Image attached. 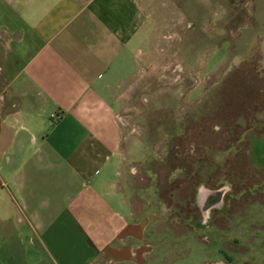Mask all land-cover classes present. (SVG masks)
Listing matches in <instances>:
<instances>
[{
	"label": "crops",
	"instance_id": "crops-1",
	"mask_svg": "<svg viewBox=\"0 0 264 264\" xmlns=\"http://www.w3.org/2000/svg\"><path fill=\"white\" fill-rule=\"evenodd\" d=\"M166 4L0 0V264H173L157 238L203 230L222 202L200 188L192 217L160 198L173 139L148 100L173 79Z\"/></svg>",
	"mask_w": 264,
	"mask_h": 264
},
{
	"label": "rangeland",
	"instance_id": "rangeland-1",
	"mask_svg": "<svg viewBox=\"0 0 264 264\" xmlns=\"http://www.w3.org/2000/svg\"><path fill=\"white\" fill-rule=\"evenodd\" d=\"M166 5L173 79L158 80L148 100L152 109L161 107L150 117L157 136L173 139L172 157L159 166L160 198L174 205V214L192 217L200 188L222 192L223 199L205 211L203 230L173 225L172 240L170 231L157 238L158 250L173 264H264V0ZM163 123L172 128L160 130ZM180 167L181 177L169 179ZM195 247L209 256L185 260Z\"/></svg>",
	"mask_w": 264,
	"mask_h": 264
},
{
	"label": "water",
	"instance_id": "water-1",
	"mask_svg": "<svg viewBox=\"0 0 264 264\" xmlns=\"http://www.w3.org/2000/svg\"><path fill=\"white\" fill-rule=\"evenodd\" d=\"M208 200L209 203L211 202V204H218L221 201L220 193L217 192L215 194L209 195Z\"/></svg>",
	"mask_w": 264,
	"mask_h": 264
},
{
	"label": "flooded vegetation",
	"instance_id": "flooded-vegetation-1",
	"mask_svg": "<svg viewBox=\"0 0 264 264\" xmlns=\"http://www.w3.org/2000/svg\"><path fill=\"white\" fill-rule=\"evenodd\" d=\"M222 194V193H221Z\"/></svg>",
	"mask_w": 264,
	"mask_h": 264
}]
</instances>
